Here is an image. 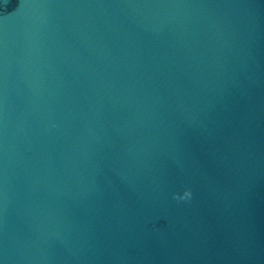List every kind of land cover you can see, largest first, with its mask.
<instances>
[{
    "label": "water",
    "instance_id": "obj_1",
    "mask_svg": "<svg viewBox=\"0 0 264 264\" xmlns=\"http://www.w3.org/2000/svg\"><path fill=\"white\" fill-rule=\"evenodd\" d=\"M0 264H264V0H0Z\"/></svg>",
    "mask_w": 264,
    "mask_h": 264
}]
</instances>
